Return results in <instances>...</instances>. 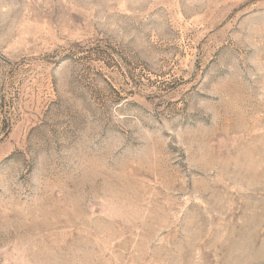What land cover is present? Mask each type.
<instances>
[{
	"label": "rangeland",
	"instance_id": "374dc122",
	"mask_svg": "<svg viewBox=\"0 0 264 264\" xmlns=\"http://www.w3.org/2000/svg\"><path fill=\"white\" fill-rule=\"evenodd\" d=\"M0 264H264V0H0Z\"/></svg>",
	"mask_w": 264,
	"mask_h": 264
}]
</instances>
